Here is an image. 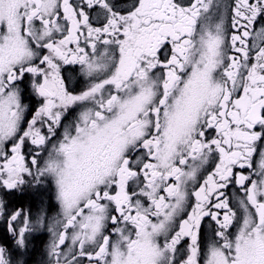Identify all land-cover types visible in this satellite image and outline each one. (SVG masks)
Masks as SVG:
<instances>
[{"label": "snow or ice", "instance_id": "obj_1", "mask_svg": "<svg viewBox=\"0 0 264 264\" xmlns=\"http://www.w3.org/2000/svg\"><path fill=\"white\" fill-rule=\"evenodd\" d=\"M0 264H264V0H0Z\"/></svg>", "mask_w": 264, "mask_h": 264}, {"label": "flooded vegetation", "instance_id": "obj_2", "mask_svg": "<svg viewBox=\"0 0 264 264\" xmlns=\"http://www.w3.org/2000/svg\"><path fill=\"white\" fill-rule=\"evenodd\" d=\"M65 75H67V73H65ZM75 83V81L73 82ZM30 203V199H29V196L28 195H25L24 197L22 198H17L16 201H15V206L16 207H20V206H24L25 208H27V206L29 205ZM52 204L55 205V201H54V198L52 200ZM55 211L56 209L53 208V211H52V215H55ZM47 235L45 234L44 238H43V242H37L38 244H40L41 247H43V243H46L47 242Z\"/></svg>", "mask_w": 264, "mask_h": 264}]
</instances>
